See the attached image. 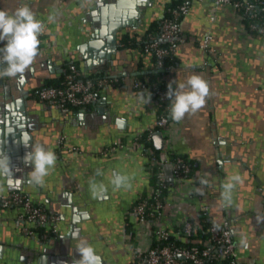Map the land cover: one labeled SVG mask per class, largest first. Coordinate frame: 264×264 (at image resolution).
<instances>
[{
    "label": "crops",
    "instance_id": "0c3cea01",
    "mask_svg": "<svg viewBox=\"0 0 264 264\" xmlns=\"http://www.w3.org/2000/svg\"><path fill=\"white\" fill-rule=\"evenodd\" d=\"M171 1L147 0L144 2L147 3L146 9L140 12L142 15L133 19L127 30L143 33L153 20L163 19L166 4ZM185 1L189 4V12L179 21L182 39L177 40L174 53L179 62L167 78L169 83L185 82L187 77L196 74L207 81L210 92L198 112L186 114L180 122H170L171 145L177 153L194 163L199 184L197 196L187 199L184 195L178 204L169 194L166 211H175L180 219H198L201 207L208 206L211 221L227 217L232 233L233 230L236 233L234 239L239 243L241 235L246 238L249 249L239 250L241 261L244 264H264V222L257 220L258 216L264 218V35H247L238 16L227 6H216L212 0ZM33 2V12L44 22L45 31L39 37L38 55L26 70L33 68L32 74L23 76L22 88L29 90V100L36 111L35 119L41 126L35 142L45 144V148L57 156L56 166L45 178V183L34 186L44 195H52L54 202L62 204L65 199L68 204L75 205L80 198L91 195L89 181L97 169H102L103 175L96 176V181L105 182L112 178L115 167L131 163L134 169H127L122 174L128 175L130 184L135 182L133 190L125 196L119 190L114 192V217L108 224L105 239L117 253V264H138L133 250L135 241L131 244L126 228L128 223L134 227L136 217L126 215L125 209L147 189L150 176L143 150L131 145L137 134L156 127L157 104L149 89L137 92L133 81L139 61L143 60L144 66H151V57L140 52L138 47H121L117 40L119 57H114L109 70L93 73L94 60L100 63L105 59L91 50L86 32L91 23V5L97 0H63L60 4L54 0ZM22 5L31 8L30 0H0V9L9 13ZM50 15L54 16L51 22ZM207 33L213 35L209 50L200 46ZM3 44L0 42V47ZM85 57L91 60V66L86 64ZM70 59H74L89 76L120 77V83L101 90L97 102L89 106L92 112L102 108V113H96L91 120L80 118L84 108L73 107L65 115L56 111L57 105L44 102L37 95L40 89L47 87L46 81L63 80ZM3 79L7 82L15 78ZM149 92L151 100L146 103ZM2 93L0 89V98H3ZM119 138L126 146L115 152H106V148ZM160 155L168 157L163 151ZM227 162L237 164L234 165L236 170L230 174L225 173L222 164ZM13 163L11 160L14 173L11 179L17 181L20 178L15 174ZM241 163L246 164L244 168L251 169V172L245 175L238 166ZM22 174L21 178L30 183V171ZM233 174H239L242 179L233 191V206L225 208L221 200L222 185ZM201 177L208 180L207 185L200 184ZM11 188L8 179L0 178V199L12 192ZM182 191L187 194V182ZM18 211L0 206V244L4 243L6 248L7 241L16 242L18 237L28 234L24 227H20L23 220ZM109 215L107 213L105 218H110ZM26 225L29 224L26 222ZM36 233L43 234L34 228V234L30 235H40ZM9 260L5 251L0 250V264L20 263Z\"/></svg>",
    "mask_w": 264,
    "mask_h": 264
},
{
    "label": "built area",
    "instance_id": "2783aa9c",
    "mask_svg": "<svg viewBox=\"0 0 264 264\" xmlns=\"http://www.w3.org/2000/svg\"><path fill=\"white\" fill-rule=\"evenodd\" d=\"M63 0H54L60 4ZM216 6H227L238 16L241 26L249 36L264 35V0H212ZM189 12L187 1L172 10L171 17H163L161 30L157 36L151 37V42L145 46V53L152 51L156 56V64L163 65L164 58L175 53V46H161L160 41L182 39V30L179 20ZM213 35L207 33L201 40L200 46L211 49ZM168 76V75H167ZM168 80V78H166ZM120 77L85 74L74 59L67 64L65 76L61 85L47 86L38 91V97L44 102L61 107L62 112L67 114L73 107L87 108L97 102L99 92L109 86L118 83ZM169 82V81H168ZM140 82L134 80L133 88L138 91ZM158 99L155 100L157 108L162 102H166L167 90L152 85ZM164 109L168 114L157 117L156 127L148 129L150 140L159 132L163 136V149L167 158L158 157L153 148L144 147L140 141L142 133L134 137L131 147L141 148L146 157V169L149 176L156 174L159 185L151 183L143 191L137 200L127 206L125 214L135 216L136 222L133 227L135 234L133 247L134 257L138 264H244L239 256V250L249 249L241 246L233 237L230 221L227 217L221 221H214L221 226L217 231L213 227V221L206 228L202 226V220L180 219L175 211L167 213L166 200L172 194L175 204L179 199L197 196L199 174L193 170L189 160L177 153L171 145L169 133L170 125V101L165 103ZM126 144L122 138L116 140L106 152H115L124 148ZM169 164L172 169L171 178L167 176L165 166ZM156 170L154 171V169ZM187 182V194H183L184 183ZM0 206L18 209L19 217L25 220V232L34 234V228L43 227V236H48L57 230L60 217L57 213L49 212L43 206L35 204L32 199L19 190H13L7 195L1 196ZM208 206L201 207V212L209 216ZM36 224L32 228L31 224ZM129 224V223H128ZM40 234L41 233H36Z\"/></svg>",
    "mask_w": 264,
    "mask_h": 264
},
{
    "label": "water",
    "instance_id": "95a60500",
    "mask_svg": "<svg viewBox=\"0 0 264 264\" xmlns=\"http://www.w3.org/2000/svg\"><path fill=\"white\" fill-rule=\"evenodd\" d=\"M30 2L31 10L34 11V2L33 0ZM144 2L147 0H97L91 5L92 9L89 11L91 23L86 30L89 37L88 44L99 58H105L100 63L94 60L96 67L93 73L109 70V65L114 62V57H119L120 49L117 40L120 39L121 33L128 31L127 28L133 24V19L142 15L140 12L147 6V3ZM85 59L86 64L91 66V60L87 57ZM31 70L33 68L25 72L24 76L29 77L32 74ZM23 79L17 77L5 82L3 78H0L2 86L0 89L3 90V98H0V150L14 162L15 174L20 178L17 181L11 179V189L27 194L35 204L43 206L49 212L59 213L61 219L54 233L46 237L43 234H26L18 237L19 240L16 242L7 241L8 248L4 243H1L0 250L5 251V257L11 259L9 261L17 260L20 262L19 264L21 262L22 264H72L73 258H79V253L75 251L77 240L79 237H83L96 249L102 264H117V253L113 252L105 239L107 227L114 217L115 209L113 203L116 190L111 188V178L103 182L108 187L105 199L97 200L90 195L89 197L85 196V199L80 198V201L75 202V205L68 204L65 199L62 204L54 202L52 195H44L43 191L38 190V187L21 178L23 171H31L23 159L30 147H25L23 141L36 143L35 139L38 137L36 132L41 129L35 119L36 111L33 110L29 100V90L22 88ZM56 109L57 112L62 111L59 106H56ZM96 113H102V108H97V111L92 112L91 108L87 107L80 112V118L91 120ZM154 142L157 149H163V136L159 132L154 135ZM41 145L46 146L45 144ZM219 163L221 165V161ZM222 164L226 174H230L235 169L234 165H237L228 162ZM238 166L243 169L245 175L251 172V169L244 168L246 164L241 163ZM133 167L131 163L118 166L113 169L112 174L117 172L122 174L127 169H134ZM165 170L167 176L171 178L172 169L169 164L165 166ZM134 183L132 184L131 181L130 188L117 190L122 196H125L133 190ZM171 196L172 194H170ZM71 212L73 214L70 217ZM107 213H110V218H105ZM94 222L97 223L95 226ZM25 225L26 221L23 220L20 227ZM31 227H36V224L32 223ZM12 246L14 249H11ZM131 249L129 248V250Z\"/></svg>",
    "mask_w": 264,
    "mask_h": 264
},
{
    "label": "clouds",
    "instance_id": "9594fccd",
    "mask_svg": "<svg viewBox=\"0 0 264 264\" xmlns=\"http://www.w3.org/2000/svg\"><path fill=\"white\" fill-rule=\"evenodd\" d=\"M54 16H49V22ZM45 31L44 22L37 19L36 14L27 5L18 7L14 12L0 9V42H4L0 47V78H17L21 80L33 64L39 52L40 35ZM175 83V87H173ZM210 92L209 84L199 75L193 74L187 77L185 82H170L168 84L167 97L170 99V116L175 122L182 121L186 114H195L206 103V98ZM151 93H148L146 103L150 102ZM25 147L30 150L25 153L24 163L31 171L29 182L36 186L45 183V178L55 168L57 156L54 151L45 148L38 143L23 141ZM13 168L10 157L0 150V178L8 179L11 187ZM103 170L97 169L95 175L89 181L91 195L94 199L103 200L106 198L108 187L103 182H97L95 177L102 176ZM239 174L229 176L222 185V207L233 206V191L236 185L241 182ZM114 190L131 187L129 177L126 174L113 173L110 181ZM208 180L200 178L201 185H207ZM257 220L264 222V218L257 217ZM215 230L220 231L221 226L213 222ZM233 234L235 230H233ZM239 243L247 247V240L241 235ZM75 251L79 253V258H73L72 264H102L101 257L96 249L83 237H79L75 245Z\"/></svg>",
    "mask_w": 264,
    "mask_h": 264
},
{
    "label": "trees",
    "instance_id": "16d2710c",
    "mask_svg": "<svg viewBox=\"0 0 264 264\" xmlns=\"http://www.w3.org/2000/svg\"><path fill=\"white\" fill-rule=\"evenodd\" d=\"M185 0H172L171 2L166 4L165 7V15L164 17H171L172 16V10L176 8L178 5L184 3ZM181 19V18H180ZM180 21V20H179ZM161 24L162 20H153L148 27L145 29V31L141 34L138 33H132L130 31H125L121 33L120 35V46L125 47V48H139L140 52H144L145 46L151 42V37L157 36L160 33L161 30ZM177 43V40L170 42V41H160L161 46H175ZM40 47V46H39ZM152 65L151 66H144L143 60L139 61L138 63V69L135 74L134 80L140 82V87L138 88L139 92H142L145 89H150L151 86L156 85L160 89H165L168 91V80L167 75L173 71L174 68L177 67L178 65V59L175 56V54H171L167 57L164 58L163 65L158 66L156 64V56L155 53L152 51L150 54ZM63 81V80H62ZM61 79L56 80V81H46V86H59L62 83ZM121 81L119 80V83ZM152 96L155 100L158 99V94L156 91L153 89L151 90ZM169 99V98H168ZM169 100L166 102H162L160 106L157 108V117H159L162 114H168V112L164 109L165 103H167ZM170 117V121H171ZM148 130L144 131L142 133V136L139 138L141 142L144 143V147H151L153 148L155 154L162 158L160 153L161 150L157 149L155 146L154 142V137H152L150 140L148 139ZM193 170H196V167L194 163L189 160ZM156 168L154 169V171ZM150 183L158 186L159 181L158 177L156 174H152L150 177ZM199 218L202 220V226L203 228H206L209 224L212 223V221L209 219L208 216H205L204 213L200 212ZM40 231L43 232V227L39 226L37 227ZM218 264H224L222 261H219Z\"/></svg>",
    "mask_w": 264,
    "mask_h": 264
},
{
    "label": "flooded vegetation",
    "instance_id": "af4514ba",
    "mask_svg": "<svg viewBox=\"0 0 264 264\" xmlns=\"http://www.w3.org/2000/svg\"><path fill=\"white\" fill-rule=\"evenodd\" d=\"M126 228L128 230V233H129V241L131 242V244L133 243L134 241V233H133V226L130 224H127L126 225Z\"/></svg>",
    "mask_w": 264,
    "mask_h": 264
},
{
    "label": "rangeland",
    "instance_id": "374dc122",
    "mask_svg": "<svg viewBox=\"0 0 264 264\" xmlns=\"http://www.w3.org/2000/svg\"><path fill=\"white\" fill-rule=\"evenodd\" d=\"M122 213L124 214V211H122Z\"/></svg>",
    "mask_w": 264,
    "mask_h": 264
}]
</instances>
